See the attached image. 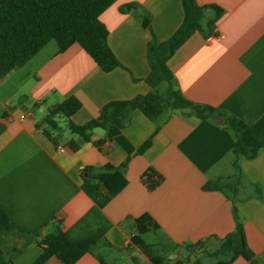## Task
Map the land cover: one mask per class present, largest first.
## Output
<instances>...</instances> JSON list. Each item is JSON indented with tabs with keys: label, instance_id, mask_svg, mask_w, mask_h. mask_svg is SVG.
Returning a JSON list of instances; mask_svg holds the SVG:
<instances>
[{
	"label": "crops",
	"instance_id": "0c3cea01",
	"mask_svg": "<svg viewBox=\"0 0 264 264\" xmlns=\"http://www.w3.org/2000/svg\"><path fill=\"white\" fill-rule=\"evenodd\" d=\"M182 1L116 0L104 10L99 21L121 65L109 73L102 72L79 45L61 53L49 43L0 80V210L12 227L30 235L0 231V250L13 264H32L42 254L37 241L49 232L51 222L58 221L67 231L93 207L80 187V170L85 167L125 165L127 185L104 207L111 223L105 244L76 264H151L145 257L146 262L139 259L141 253L130 241L134 220L145 214L157 230L143 240L164 264L183 259V249L174 246L204 243L215 249L219 239L234 232L231 202L220 192L201 188L234 174V136L225 125L227 116L264 126V0H196L199 6L218 7L222 14L209 35L192 33L167 62L171 88L195 104L214 108L225 118L222 123L171 109L150 121L134 111L126 127L109 131L110 140L101 150L86 143L77 152L67 148L57 152L37 128L50 106L70 97L81 103L70 120L82 125L96 119L110 102L158 94L159 85L151 88L146 83L147 47L152 38L162 43L178 30ZM128 5L148 14L150 30L142 27L139 10L121 11ZM213 34L223 39L207 42ZM167 88L165 84V92ZM22 114H27L23 120ZM61 122L63 145L74 138L62 130ZM105 136V131L95 130L92 142ZM148 139L150 147L138 154ZM238 164L244 180L261 190V199L249 198L235 207L249 250L257 264H264V148L252 160L240 157ZM149 168L163 177L152 192L140 181ZM194 263L204 264L193 257L182 264ZM46 264L61 263L51 258ZM232 264L248 263L237 259Z\"/></svg>",
	"mask_w": 264,
	"mask_h": 264
},
{
	"label": "trees",
	"instance_id": "16d2710c",
	"mask_svg": "<svg viewBox=\"0 0 264 264\" xmlns=\"http://www.w3.org/2000/svg\"><path fill=\"white\" fill-rule=\"evenodd\" d=\"M114 1L116 0H0V80L23 67L51 42L55 43L58 52L61 53L73 44L79 45L104 73L121 67L108 46L107 30L99 21V15ZM131 9L139 10L142 27L150 30V19L144 10L135 5H128L121 11ZM182 9L183 21L173 36L162 43L152 38L147 47L150 72L146 83L151 88L165 83L168 87L165 96L150 93L136 96L129 101L110 102L101 108L96 119L82 125L70 120L81 108V103L75 97L50 106L46 115L37 124V128L44 132L56 150L62 146L77 152L86 143H92L101 150L105 140H110L109 131L113 128L126 127L134 111L140 112L150 121L158 118L165 109L179 111L198 120L211 119L218 115L214 108L195 104L171 88L172 75L167 62L192 33L201 32L209 35L222 11L212 5L199 6L196 0H183ZM61 121L74 138L63 145L60 144ZM225 125L234 136L231 147V152L236 157L233 165L234 174L208 181L201 190L224 194L231 202L236 225L233 233L218 240V245L210 257L216 260L214 264H232L237 259H242L248 264H257L254 254L247 246L242 225L236 215L235 204L249 198L261 199L260 188L246 182L241 175L238 159L243 157L252 160L258 151L264 148V126L262 128L249 126L231 116L226 117ZM95 130L105 131V138L92 142ZM150 145L151 139H148L139 147L137 153H144ZM80 178L81 190L92 200L93 207L67 231L60 228L58 221L51 222L49 232L37 241L43 248L42 254L32 264H46L51 258L57 259L61 264H76L94 247L105 244V236L111 228V223L103 210L127 185L125 165L85 167ZM140 181L147 191L152 192L162 184L163 177L149 168L141 175ZM248 190L252 192L251 195L248 194ZM149 223L151 226H148ZM134 224L135 234L130 240L131 245L149 263L164 264V260L159 258L152 247L143 240L146 234L157 230L153 220L145 214L135 219ZM0 231L30 236L12 227L3 210H0ZM211 239L215 238H208L206 241ZM202 244L204 243L174 246L175 249L182 248L184 252L183 259L175 263L188 262L195 253L194 249H200ZM0 264H13L1 250Z\"/></svg>",
	"mask_w": 264,
	"mask_h": 264
},
{
	"label": "rangeland",
	"instance_id": "374dc122",
	"mask_svg": "<svg viewBox=\"0 0 264 264\" xmlns=\"http://www.w3.org/2000/svg\"><path fill=\"white\" fill-rule=\"evenodd\" d=\"M53 44V42H51ZM158 91V94L159 95H164L165 93V84H160L158 89L156 90V92ZM61 127H62V130H64L65 132L67 131L66 130V127L64 125L63 122H61ZM68 132V131H67ZM216 249V247H215ZM214 249V246L213 247H210V246H201L200 249L198 250H195L194 251L196 252L195 254H193V256H191V258L193 257L194 258H197L198 260H201L204 264H214L216 262V260L212 257H210L212 255V253L215 251ZM220 259V258H219Z\"/></svg>",
	"mask_w": 264,
	"mask_h": 264
},
{
	"label": "built area",
	"instance_id": "2783aa9c",
	"mask_svg": "<svg viewBox=\"0 0 264 264\" xmlns=\"http://www.w3.org/2000/svg\"><path fill=\"white\" fill-rule=\"evenodd\" d=\"M223 39V36L221 34H213V35H210L206 38L207 42H212V41H215V42H220L221 40ZM27 114H22L20 116V119L23 120L24 118H26ZM65 148L60 146L57 148V152H62ZM83 168L80 170V173L82 172ZM168 264H176L175 262H170Z\"/></svg>",
	"mask_w": 264,
	"mask_h": 264
},
{
	"label": "water",
	"instance_id": "95a60500",
	"mask_svg": "<svg viewBox=\"0 0 264 264\" xmlns=\"http://www.w3.org/2000/svg\"><path fill=\"white\" fill-rule=\"evenodd\" d=\"M224 117L223 116H215L214 117V121L216 122V123H222L223 121H224ZM151 224L149 223L148 224V226H150ZM139 259L140 260H143L144 262H146V259L144 258V256H142V255H140L139 256Z\"/></svg>",
	"mask_w": 264,
	"mask_h": 264
}]
</instances>
